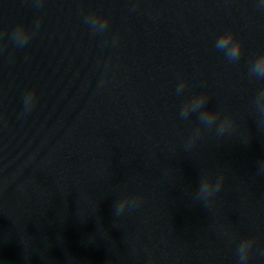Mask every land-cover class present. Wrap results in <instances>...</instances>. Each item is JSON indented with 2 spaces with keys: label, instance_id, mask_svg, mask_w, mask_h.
Returning <instances> with one entry per match:
<instances>
[{
  "label": "water",
  "instance_id": "obj_1",
  "mask_svg": "<svg viewBox=\"0 0 264 264\" xmlns=\"http://www.w3.org/2000/svg\"><path fill=\"white\" fill-rule=\"evenodd\" d=\"M261 4L0 0V264H264Z\"/></svg>",
  "mask_w": 264,
  "mask_h": 264
},
{
  "label": "clouds",
  "instance_id": "obj_2",
  "mask_svg": "<svg viewBox=\"0 0 264 264\" xmlns=\"http://www.w3.org/2000/svg\"><path fill=\"white\" fill-rule=\"evenodd\" d=\"M261 8H264V4L260 5ZM86 23L90 24V26L95 29L99 22V18L96 16L89 15L86 18ZM106 24H101V29L104 28ZM36 30H39V23L35 25ZM35 35L34 31L29 30L25 25H18L12 32L11 39L16 43L17 46L23 47L26 45ZM236 34L232 32H226L224 35L219 37L216 40L215 47L217 50H220L224 53L225 57L230 61H239L243 52L244 47L242 43H234L236 40ZM251 72L257 78L264 79V55H261L259 59L252 65ZM183 86H181L182 88ZM181 88H177V92L181 90ZM257 102H264V92H261L258 95ZM36 103V93L35 91L29 92L25 97V105L26 110H31L32 107L35 106ZM199 107V105H197ZM214 115H209L207 113H203L200 116V119L203 123L212 124L215 121ZM220 133L224 132V128L221 127L218 130ZM215 183V186L211 188L209 191V187L211 184ZM223 184V177L219 180H213L212 177L205 178L201 186L199 188V194L207 197L209 195L215 194L218 192ZM140 201V197L136 198H125L122 200L116 211L117 213H123L126 208H129L130 205H137ZM254 244L253 239H245L243 240L237 248V256H238V264H248V260L252 253V247Z\"/></svg>",
  "mask_w": 264,
  "mask_h": 264
}]
</instances>
